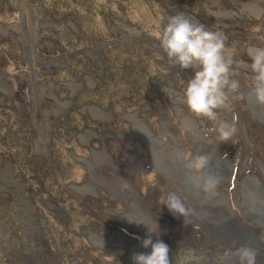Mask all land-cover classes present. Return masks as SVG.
<instances>
[{"label":"rangeland","instance_id":"1","mask_svg":"<svg viewBox=\"0 0 264 264\" xmlns=\"http://www.w3.org/2000/svg\"><path fill=\"white\" fill-rule=\"evenodd\" d=\"M170 3L173 2L0 0V82H25L19 89L24 91L26 100L22 104L17 95L0 87V111L9 112L7 117L0 113V264H132L133 253L148 251L140 246V239L149 233L141 224L128 222L124 214L155 226L157 236L151 235L169 245L173 264L192 251L202 257L201 264H207L204 258L211 251L213 258H223L222 264H237L235 260L241 258L238 246L242 243L255 253V264H264V197L262 188L256 193L252 187H258L255 176L264 186V115L259 112L264 110V104L250 98L254 75L251 58L259 50L253 46L259 45L243 33L264 47V1L256 6L253 0H213L211 4L221 5L220 11L213 6L210 7L214 10H206V14L199 7L195 9L208 24H221L225 30L244 24H229L217 18L235 17L248 24L228 33L239 31L225 42L232 58L250 63L234 69L241 85L237 92L228 93L231 106L236 97L241 102L240 106L236 104V113L247 114L250 139L246 145L242 142L245 124L240 114L237 116L243 126L239 128L236 117L234 136L230 141L219 142L214 129L221 121L230 122L232 114L221 112L217 122H210L188 111L182 103V87L191 77V70H179L167 60L157 59L160 47L155 33L163 26L164 8L176 15ZM254 6L256 11L252 12ZM109 12H114L111 15L120 25V33L114 34L116 28L108 22L112 20ZM184 12L197 20L193 11L183 7L177 14ZM74 18L75 22L71 21ZM255 20L259 22L253 23ZM38 24L42 25L41 34ZM137 33L144 34L145 44H136L135 52L118 47L132 44ZM76 34L82 37L77 39ZM122 34L128 40L117 41ZM100 38H110L116 46L107 54L103 51L108 59L106 71H101L102 50L96 48L102 44ZM34 41L41 46L33 48ZM38 49L43 50L44 61L34 56ZM30 56L34 58L32 66L27 64ZM127 57L129 61H125ZM41 71L48 72L50 79ZM15 102L25 105V111L18 112ZM48 126L50 135L46 140L41 131ZM145 126L157 140L153 145L143 132ZM195 138L208 146L209 153H202V145ZM215 147L218 155L210 153ZM101 152L111 158L105 159ZM180 152L208 157L203 174L217 181L209 195L193 182L191 174H186L187 169L177 159ZM218 156L224 161H237L238 168L234 166L230 181L227 176L222 181L217 179L212 164ZM14 168L19 176L13 173ZM246 181L245 195L249 189V205L255 206L259 215L248 214L251 220H246L239 214L244 223L239 227L250 229L247 231L251 236L225 239L219 233L226 230L227 223L238 222L218 220L217 216L226 218L223 192L231 189L229 183L236 185L235 196L232 188L226 200L232 212L234 208L241 211L244 197L240 199V192ZM216 190H222V199L214 198L219 195ZM168 192L181 196L190 209L186 217L192 220L182 217L172 221V214L159 205L160 198ZM139 200L145 207L140 208ZM201 214L212 219L199 222L196 217ZM202 223L210 226L205 229ZM131 231L139 235L132 236ZM122 232L126 234L122 236ZM200 232L202 243L207 245L198 243ZM171 233L180 238L174 239Z\"/></svg>","mask_w":264,"mask_h":264},{"label":"clouds","instance_id":"2","mask_svg":"<svg viewBox=\"0 0 264 264\" xmlns=\"http://www.w3.org/2000/svg\"><path fill=\"white\" fill-rule=\"evenodd\" d=\"M147 1H150V0H147ZM170 1L173 2L170 4L172 6L171 8H174L176 15H172L171 10L167 8H164V10L166 11L163 10L164 12L162 14L164 18L162 17V20H161L163 26L162 28H159L158 31L155 33V38L158 41V45L160 47V52L157 55V59L167 60L169 63L177 66L179 70H191V77L187 79L186 82L183 83V87H182V96H183L182 103L187 108L188 111L193 113L195 116L202 117L206 121H210V122H217L219 120V116L221 112H229L232 114L230 122L221 121L219 122L218 126L214 129V131L218 133L219 142L224 143V142L231 140V138L234 136V134L237 131L236 117L238 118L237 115L240 114V116L243 117V121L245 124V128H242L241 130L242 142L244 145H246L248 139H250V136L247 133V130L249 128L247 114L242 109L241 110L243 112L236 113V110H237L236 104H239L240 106L241 102H239V100L236 97L233 100L234 105L231 106L232 101L229 98L228 93L237 92L241 85L239 78L238 80L235 78L234 69L235 68L241 69L242 68L241 65L243 63H249V62L245 61L243 58H232L231 52L226 51L225 42L228 41L232 36L237 35L239 31H234L233 35H227L228 33H232V31L237 28H242V27L246 28L248 27V24H246L244 20H239L235 17L223 18V19L217 18V20H222L223 22L229 23V24L240 21L241 22L240 24H244V25H241L242 27L234 25L232 29L225 30L221 28L222 27L221 24H219V26L208 24L206 21H204L199 16V14L195 11V9L199 7L200 9L204 10L203 13L206 14V10H210V11L214 10L213 8L210 7V6H213L216 8L215 10L220 11L221 5L211 4L213 0H170ZM180 7H183V9H186L187 11L191 13L194 12L193 15L195 16L197 20H195L193 17H191L185 12L184 14L186 15L177 14ZM237 10L240 13L238 7H237ZM257 10H262V7L257 8ZM113 13L114 12L107 13L108 15H110V18L112 19V20H109L108 22H111L116 28L114 34L120 33L119 31L120 25L116 21L115 22L113 21L115 19V16L111 15ZM248 17H250L249 14H248ZM74 20L75 18L71 21L75 22ZM257 22L259 21L255 20L253 23H257ZM80 26H81V19H80ZM81 28H82L81 31H83L84 28L83 27ZM38 33L41 34L40 29ZM38 33H36L37 34L36 38L38 37ZM243 33L250 42L256 45H259V46H253V48H256L259 50L251 58L250 67L252 69V73L254 74L252 91L255 94L257 101L259 103H264V47H261L262 44L258 43L256 39L250 40L246 32H243ZM80 37H82V35L76 34L77 39ZM122 38H123V41L128 40L127 35H124V36L118 35V38L116 40L122 41ZM130 38H132V35ZM143 38H145L144 34L142 35V33H137L134 37L132 44L126 43L125 45H121L118 47L126 50L129 53H132V51L135 52L136 44H145V41L143 40ZM100 39L102 40L101 41L102 44L97 45L96 48H100V50H102L100 53L102 56V58H100V62H102L101 71H106L108 69L107 67L108 59L105 60L103 51L105 52V48L110 49L116 46L112 45V41L109 40L110 38H107V39L100 38ZM33 43L35 44L36 48H39L41 46V44L37 41H34ZM238 44L240 45V41L238 42ZM23 47L24 46L21 45L22 51H25ZM150 50L151 48H147V51H150ZM42 51L43 50L38 49L37 54L34 55L37 58V60L38 59L43 60L44 55L42 54ZM82 51L85 52L86 48H82ZM33 59H34L33 56L28 57V61H32ZM129 59L130 58L127 57L125 61H129ZM125 64L127 66L129 65L128 63H125ZM65 66L67 65L65 64ZM69 66L73 70L76 69V67L72 65H69ZM59 67H62V65H59ZM48 69H52V67ZM46 71H44V73H42V71L40 72L42 73V76L45 74L49 76L48 72ZM111 77L112 75L109 76V78ZM184 77H186L185 74H184ZM48 79H50V76ZM16 108H18V105L15 102V109ZM46 111L49 112L48 110ZM238 122H239L238 126L239 128H241L243 125L240 123V118H238ZM212 130L213 129H208L207 131H212ZM239 132H240V129H239ZM198 145L200 146V144ZM107 146L108 148H110L109 145ZM200 148L203 153L205 149L203 148V146H201ZM237 148L238 146H236V149ZM177 159L180 160V162L184 165V167L191 174L193 182L198 187H200L204 192H206L209 195V193L215 189L216 183H217L216 179L210 175L205 176L203 174V169L206 167L207 161H208V157L206 155L194 153V152H180V153H177ZM235 167L238 168L237 161H235ZM254 178H257V177L255 176ZM246 184H247V181L244 182L241 186L240 193H243V197L245 196V193H246L245 192ZM227 186H231V189L226 194L228 193L232 194V188H233L234 193L232 194V196L234 197L235 196L234 188H237L236 185L234 186L229 183V185ZM261 187L264 192V186H262V183H261ZM219 191L222 192V190H219ZM105 201H108V200H105ZM159 205L160 207L161 206L165 207L168 210V212L172 214L169 216L173 222L178 221V220H174L173 216H176V217L181 216V217H178L181 219L182 217L185 218L186 216H188L190 212V209L186 207L184 200L176 192H168L165 196H162L159 200ZM229 207H230V204H229ZM240 207H241L240 209L241 211L237 212L236 208H234V211H233L237 215L236 217L237 222H242L240 220L239 214L241 215V212L243 213V211L247 215L250 214L253 217L258 216V215L252 214L249 211H245L242 207V204L240 205ZM124 216L127 219V221L130 223L143 224L146 227L147 232L149 233V235H146L140 239V246L142 248L148 249V251L133 253L131 256L132 264H173V259L172 257H170L169 245L160 238L153 239V235H151V234H156L157 236L156 229L149 227L143 221L130 219L125 214ZM217 217H218V220H227V218H223L221 216H217ZM242 217L243 219L245 217L246 220L249 219L244 213ZM196 218L200 220L199 222L212 219L208 215H203V216H199ZM190 219L192 220V218ZM204 222H207V221H204ZM157 228H159L158 222H157ZM194 229L195 228L192 227V233ZM128 233L130 232H127V234ZM121 234L122 236H124V234L126 233L122 232ZM171 234L173 236V234H177V233H171ZM131 235L138 236L139 233L135 231L134 232L131 231ZM197 235L199 237L197 240L198 243L199 244L201 243L200 245L202 246L207 245V243L206 244L202 243L204 241V237L201 235V232ZM219 235L222 236L223 233L221 232ZM173 237L174 239L180 238L176 236H173ZM222 237L225 238L224 236ZM207 240L209 239L207 238ZM261 241H264V240H261ZM213 246L218 247L216 244H213ZM239 248H241L239 251V255L241 257V264H255V253L249 250L245 246L239 247ZM222 260L223 258L221 257L218 264H222ZM201 262H202V257L197 255L194 251L182 257H178V264H201Z\"/></svg>","mask_w":264,"mask_h":264},{"label":"bare ground","instance_id":"3","mask_svg":"<svg viewBox=\"0 0 264 264\" xmlns=\"http://www.w3.org/2000/svg\"><path fill=\"white\" fill-rule=\"evenodd\" d=\"M253 1L255 2V5H256L257 3L260 2V0H253ZM262 1H264V0H262ZM251 11H252V12H255V11H256V7L254 6L253 8H251ZM41 26H42V25L38 24L39 29H40ZM43 26H44V25H43ZM20 28H21V31H22V33H23V32H24L23 26L20 25ZM23 38L25 39V36H23ZM26 39H27V37H26ZM26 39H25V40H26ZM23 48H24V47H23ZM33 48H36L35 44H34V47H33ZM25 50H26V49H25ZM27 64H28V66H29V65L32 66L33 61H27ZM21 77H23V76H21ZM12 81H15V82H12ZM23 83H25V82L20 81V80L18 81V80H16V79H6V80H4V81L1 82L0 87L3 88V89H5L9 94H15V95H17V96L20 98L21 103L24 104V103H26V100H25V94H24V91H23L22 89H19V88L23 85ZM22 97H23V98H22ZM250 98L256 101V96H255L254 93H250ZM263 104H264V103H263ZM255 105H256V104H255ZM19 109H20L21 111H25V105H23V106H18V112H20ZM256 111L258 112V107L255 109V112H256ZM37 112H38V116L41 117L42 114H41V108H40V106H37ZM44 112H45V111H44ZM259 112H262V114H261L262 116L264 115V110H259ZM0 113H2V112L0 111ZM2 114H3L5 117H7V116L9 115V112L2 113ZM186 123H187V126L190 125L189 121H187ZM138 124H139L140 126H144V124H143L142 122H138ZM191 124H192V123H191ZM0 126H1V120H0ZM198 131H200V130H199V128L197 127V132H198ZM143 132H144L145 134L147 133L146 135L149 137V141H150L151 145H153L152 143L157 142V140H156L155 138H152V136H151V134L148 132V129L146 128V126H145ZM48 133H49V135H50V128H49V126L46 127L44 130L41 131L42 137H43L44 139L47 138ZM46 140H48V138H47ZM195 141H196L197 144H200V145L203 146V148L205 149V152H206V153H209V151H208V149H207L208 146H205L204 143L202 144V142H200V141L198 140V138H195ZM206 149H207V150H206ZM210 153H215V155H218V152H217V150H216V147H215V148H212V150H210ZM99 154H100V156L104 157V158L107 159V160H109V159L111 158L110 155H109V154H105V152H101V153H99ZM160 156H161V155H160ZM210 157H211V155H210ZM159 158H160V157H159ZM214 161H215V162L212 164V167L214 168L215 173H216V176H217V179H218L219 181H222L223 178L226 177V176H227L228 181H229V179L231 180V179L234 177V174H235V170H234L235 160H234V159H233L232 161H231V160L224 161V160H221V159L219 158V156H218V160H214ZM186 171H187V172H186L187 175L190 174V173L188 172V170H186ZM183 177L185 178V175H183ZM254 179H256V181H257V183H258V187H257V185H256V187H255V186H252V187H253V189H255V192H256V193H259V192L261 191V188H262V187H261V183H260V181L258 182L257 178H254ZM221 193H222V192H218V190H217V191H216V194H219V195H218V196H215L214 198H215V199H222ZM247 193H248V194H246V195L244 196V202L241 201V203L244 205V206H242L243 209H244L245 211H249V212H251V213L254 214V215H259V212H258L257 208H256L255 206L249 205V194L251 193V191H250L249 189H248V192H247ZM262 193H263V197H264V192H263V190H262ZM240 197H241V200H242V198H243V193H240ZM247 198H248V199H247ZM139 203H140V208L145 207V206H143V202H142L141 200H139ZM222 203H223V205H224V212H225V216H226L227 220H236L237 215H236V213H234V212H232V211L230 210V207H229V204H228V200H226V193H224V192H223ZM243 213H244L245 215H247L244 211H243ZM243 213L241 212V215H243ZM142 215L146 216V214H143V213H142ZM201 215H203V214H201ZM249 215H250V214H249ZM250 216H252V215H250ZM252 217H253V216H252ZM173 218H174V220H180V218H178V217H176V216H173ZM184 219L189 220L190 218L185 217ZM146 224H147L149 227L156 229L155 226L151 225V224H152L151 222H150V223H146ZM241 224H242V222H238L237 225H236L234 222H229V223H227V224H226V230L222 232V233H223L222 236H224L225 239H232V240H241V239H243V238L240 237V236H246V237L251 236V233H250L249 231H247V230H250V229H247V230H246V229H244V228H242V227H239ZM201 225H202V227L205 228V229H207V228L210 226V224H207V223H202ZM140 226H141L142 228H146L143 224H141ZM237 228H240V229H242V230L239 231ZM229 231H231V232H229ZM219 234H220V233H219ZM244 246H245V245H244L243 243L239 245V247H244ZM235 262H236L237 264H240V263H241V258H240L239 260H235Z\"/></svg>","mask_w":264,"mask_h":264},{"label":"flooded vegetation","instance_id":"4","mask_svg":"<svg viewBox=\"0 0 264 264\" xmlns=\"http://www.w3.org/2000/svg\"><path fill=\"white\" fill-rule=\"evenodd\" d=\"M176 239H178V238H176ZM208 253H209L208 256L206 258H204L207 261V264H218L219 260L217 258H213V256H212L213 251L208 252ZM204 256H206V254Z\"/></svg>","mask_w":264,"mask_h":264},{"label":"trees","instance_id":"5","mask_svg":"<svg viewBox=\"0 0 264 264\" xmlns=\"http://www.w3.org/2000/svg\"><path fill=\"white\" fill-rule=\"evenodd\" d=\"M109 50H110L109 48H105V52H106V53H107ZM77 94H78V93H76V94L74 95V97L77 96ZM21 161H22V160H21ZM4 162H5V160H4ZM17 165H19V162H18ZM35 172H36V171H35ZM13 173H14L15 175H18V173H17V171L15 170V168H14V170H13ZM18 176H19V175H18ZM36 189L41 190V189H39V188H36ZM10 197H12V199H13V192L10 193ZM45 207H46V206H45Z\"/></svg>","mask_w":264,"mask_h":264},{"label":"water","instance_id":"6","mask_svg":"<svg viewBox=\"0 0 264 264\" xmlns=\"http://www.w3.org/2000/svg\"><path fill=\"white\" fill-rule=\"evenodd\" d=\"M234 247H236V246H234Z\"/></svg>","mask_w":264,"mask_h":264}]
</instances>
